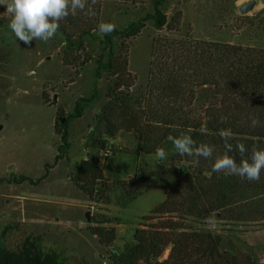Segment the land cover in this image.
I'll list each match as a JSON object with an SVG mask.
<instances>
[{
	"label": "trees",
	"instance_id": "1",
	"mask_svg": "<svg viewBox=\"0 0 264 264\" xmlns=\"http://www.w3.org/2000/svg\"><path fill=\"white\" fill-rule=\"evenodd\" d=\"M123 1L143 4L148 0ZM149 1L153 12L99 38L102 52L97 58L95 76L98 80L103 73H109L111 83L107 102L96 114L85 138L84 145L93 155L77 163L72 179L90 200L100 201L110 186L106 185L108 179L98 153L107 150L111 139L120 132H130L136 137L137 152L156 154L158 147L164 148L166 163L155 170L139 169L127 185L121 186L118 201L125 207L127 200L150 189H161L166 197L142 218L122 249L112 247L117 238L116 228L104 225L111 223V219L94 221L91 230L109 249L114 264H259L252 254L238 247L233 228L264 223V172L259 180L249 181L238 175L214 172L213 164L216 157L225 153L221 129L231 130L233 138L229 142L234 148L237 143L246 145V158L253 146L264 149V47L190 35H158L152 43L148 81L145 89L137 92L133 90L136 75L128 67L129 45L122 43V50L116 53L115 39L137 36L148 20H153L157 29L164 28L168 22L164 11L167 0ZM103 2L95 0L93 4L88 0L84 11L77 10L75 15L69 14L60 21L58 31L66 42L65 64H75L77 54L73 52L85 51L86 38L96 36ZM256 19L260 27L264 26V7ZM179 24L180 18L169 26L170 30H178ZM88 60L75 64L78 74ZM97 98V89L91 96L81 97L75 110L57 123L60 149L64 152L71 147L69 123L82 117ZM222 118L225 122H221ZM181 134L190 135L197 146H212V158L179 155L167 137ZM229 155L240 162L238 152ZM62 157L60 153L57 159ZM44 177L34 180L21 175L16 181L38 184ZM209 218L227 226L222 230L228 234H217L197 225ZM38 242L39 236L30 235L23 247L15 250L0 236V264H68L60 252H44ZM167 249L169 255L163 258Z\"/></svg>",
	"mask_w": 264,
	"mask_h": 264
},
{
	"label": "rangeland",
	"instance_id": "2",
	"mask_svg": "<svg viewBox=\"0 0 264 264\" xmlns=\"http://www.w3.org/2000/svg\"><path fill=\"white\" fill-rule=\"evenodd\" d=\"M249 1L167 0L164 11L168 22L163 29H157L154 21L148 20L137 36L130 39L118 36L116 53L122 50V43L129 45L128 67L137 78L133 90L145 89L152 43L158 35H190L197 39L264 47V26L260 27L256 19L264 0H257L253 10L242 14L239 7ZM147 12H153L149 0L143 4L104 0L100 24L113 23L123 29ZM179 18L178 30H170L169 26ZM11 19L5 6L0 5V236L15 250L23 247L28 236H39L42 251L57 250L68 264H114L109 249L91 230L94 221L111 219V223L104 225L116 228L117 238L112 247L122 249L142 218L166 195L161 189L144 190L127 200L124 207L118 201L121 186L127 185L142 167L155 170L166 161L158 160L156 154L137 152L134 134L120 132L111 139L108 156L104 155L106 149L98 153L108 179L106 185L110 188L105 189L100 201L90 200L72 177L77 163L93 155L84 145L85 138L96 114L107 102L110 75L105 72L98 80L95 76L97 58L102 52L99 38L104 34L97 31L95 37L86 38L85 51L73 52L77 54V65L89 59L78 74L75 64L64 63L66 42L59 31L47 42L34 40L28 46L18 41L9 28ZM95 81H98L97 87ZM96 89L98 98L82 117L69 123L71 147L64 152L60 149L62 142L57 123L75 110L81 97L91 96ZM60 153L63 157L57 159ZM21 175L34 180L45 177L38 184L28 180L17 182ZM116 181L124 184L116 186ZM197 225L217 234H228L222 230L227 226L215 218ZM233 230L238 247L264 264V223L245 228L238 226ZM169 251L164 252L163 258L168 257Z\"/></svg>",
	"mask_w": 264,
	"mask_h": 264
},
{
	"label": "clouds",
	"instance_id": "3",
	"mask_svg": "<svg viewBox=\"0 0 264 264\" xmlns=\"http://www.w3.org/2000/svg\"><path fill=\"white\" fill-rule=\"evenodd\" d=\"M92 3L94 4L95 0H92ZM87 4L88 0H0V5L5 6L6 12L12 17L9 28L18 41L28 46H31L34 40L47 42L52 39L60 28V21L69 14L75 15L77 10L84 11ZM115 27L113 23L98 25L102 34L112 33ZM221 122H225L223 118ZM255 123L253 120V124ZM220 136L224 141L225 153L216 157L213 171L238 175L249 181L259 180L261 172H264V149L253 146L250 157L246 158L248 148L244 143H237L234 148L229 142L233 138L230 129H221ZM167 139L181 156L212 158L213 147L207 144L197 146L190 135H169ZM234 151L241 157L239 163L233 155H229ZM166 155L164 148L156 149L158 160L165 159Z\"/></svg>",
	"mask_w": 264,
	"mask_h": 264
},
{
	"label": "water",
	"instance_id": "4",
	"mask_svg": "<svg viewBox=\"0 0 264 264\" xmlns=\"http://www.w3.org/2000/svg\"><path fill=\"white\" fill-rule=\"evenodd\" d=\"M257 4V0H251L249 2H246L244 4H242L240 7H239V11L242 13V14H246L248 13L249 11L253 10L255 8ZM65 119V118H64ZM63 119V121H64ZM87 219L88 221L90 220V217H89V212H87Z\"/></svg>",
	"mask_w": 264,
	"mask_h": 264
},
{
	"label": "built area",
	"instance_id": "5",
	"mask_svg": "<svg viewBox=\"0 0 264 264\" xmlns=\"http://www.w3.org/2000/svg\"><path fill=\"white\" fill-rule=\"evenodd\" d=\"M109 154H110V150L109 149H107V150L104 151V155L105 156H108Z\"/></svg>",
	"mask_w": 264,
	"mask_h": 264
}]
</instances>
